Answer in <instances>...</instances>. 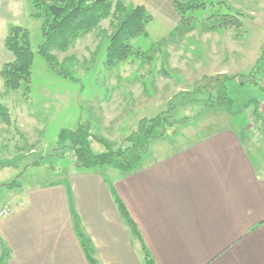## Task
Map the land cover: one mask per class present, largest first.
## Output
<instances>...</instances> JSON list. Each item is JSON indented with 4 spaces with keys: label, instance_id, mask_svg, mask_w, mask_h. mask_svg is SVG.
I'll return each mask as SVG.
<instances>
[{
    "label": "rangeland",
    "instance_id": "obj_1",
    "mask_svg": "<svg viewBox=\"0 0 264 264\" xmlns=\"http://www.w3.org/2000/svg\"><path fill=\"white\" fill-rule=\"evenodd\" d=\"M205 1L213 11L190 12L187 26L178 23L172 8L164 16L145 9L150 18L144 33L128 40L129 57L109 64L106 47L120 22L113 13L65 51L50 52L56 72L38 52L41 20L33 15V5L28 0H0V41L3 37L4 45L11 24L24 27L33 53L29 82L6 89L0 76V209L13 207L12 188L63 181L74 157L69 141L59 139L62 131L86 129L92 152L100 153L129 148L126 138L142 119L160 112L164 118L169 115L168 122L187 119L154 139L167 143L162 145L165 154L173 153L179 142L210 131L244 130L247 125L264 129V0ZM216 10L237 16L241 25L212 28L216 17L210 16ZM11 61L9 54L3 64ZM222 81L231 112L226 107L202 109L207 99L219 101L216 92ZM244 135L249 138L250 132ZM151 147L142 157L149 156ZM94 168L111 183L125 173L108 165Z\"/></svg>",
    "mask_w": 264,
    "mask_h": 264
},
{
    "label": "crops",
    "instance_id": "obj_2",
    "mask_svg": "<svg viewBox=\"0 0 264 264\" xmlns=\"http://www.w3.org/2000/svg\"><path fill=\"white\" fill-rule=\"evenodd\" d=\"M128 2L161 16L172 8V0ZM3 48L0 65L10 54ZM258 128L210 131L165 154L167 143L152 141L138 168L113 183L74 161L62 182L12 188L13 207H1L8 214L0 215V257L4 248L7 264H89L77 223L98 264H143L112 188L155 264H264V129Z\"/></svg>",
    "mask_w": 264,
    "mask_h": 264
},
{
    "label": "trees",
    "instance_id": "obj_3",
    "mask_svg": "<svg viewBox=\"0 0 264 264\" xmlns=\"http://www.w3.org/2000/svg\"><path fill=\"white\" fill-rule=\"evenodd\" d=\"M34 8L33 15L41 20L42 41L38 47V52L44 57L47 63L56 72L58 68L51 56V51H65L74 41L87 33H89L99 20L104 19L113 13H118V26L115 34L109 39V44L106 47V58L109 64L117 61H122L129 56L128 40L143 34L145 26L149 21L148 12L143 6L128 7L123 0H28ZM225 6V2H222ZM226 11L229 9L224 7ZM172 9L178 17V23L189 25L186 15H192L203 11H213L212 5H208L205 0H172ZM113 12H112V11ZM219 12V10H216ZM217 12L210 17L214 18L212 28H238L241 22L237 16L226 14H218ZM189 18V17H188ZM5 49L12 55L13 61L7 62L0 68V76L4 80L6 89H18L22 83L29 82L31 76V59L32 50L29 42V33L26 28L18 25H10L6 37L4 39ZM233 79V78H231ZM241 84L244 83L241 79ZM220 89H217L216 96L218 100L211 102L207 99V104L203 106L209 107L210 110L220 111L226 107L230 111L231 100L224 90L223 81ZM177 104L170 105L171 107ZM231 112V111H230ZM1 115V113H0ZM160 112L156 117L149 120L142 119L139 122L137 129L132 135L126 138L131 144L126 150L113 151L108 148L104 152L93 153L88 141V131L83 128H78L74 131H62L59 134L60 141L68 140L71 152L73 153L74 161L77 166L83 168H94L101 165H108L115 169L131 172L138 168L142 154H145L148 145L154 139L162 136L164 132L175 125H181L183 121L168 122V118L162 117ZM264 119H261V123ZM104 146L109 147L107 142H101ZM111 193L119 211L121 218L125 221L131 235L136 238L142 249L143 261L145 264H155L149 251L138 232L137 226L130 217L124 203L119 198L117 193L111 188ZM73 219L76 223V215L73 214ZM76 233L79 236L81 246L85 253L89 264H98L94 257L93 248L89 245L84 234L79 229L76 223ZM8 253L3 248L0 264H7Z\"/></svg>",
    "mask_w": 264,
    "mask_h": 264
},
{
    "label": "built area",
    "instance_id": "obj_4",
    "mask_svg": "<svg viewBox=\"0 0 264 264\" xmlns=\"http://www.w3.org/2000/svg\"><path fill=\"white\" fill-rule=\"evenodd\" d=\"M2 214L3 215H6L7 214V211L6 210L2 211Z\"/></svg>",
    "mask_w": 264,
    "mask_h": 264
}]
</instances>
